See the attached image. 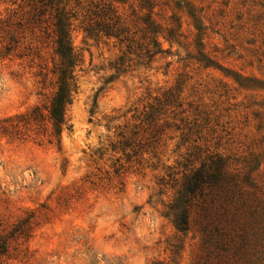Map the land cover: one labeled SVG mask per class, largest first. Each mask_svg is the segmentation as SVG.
<instances>
[{
	"label": "rangeland",
	"instance_id": "374dc122",
	"mask_svg": "<svg viewBox=\"0 0 264 264\" xmlns=\"http://www.w3.org/2000/svg\"><path fill=\"white\" fill-rule=\"evenodd\" d=\"M193 1L213 3L211 12L225 5L232 11L237 7L242 20L248 21L250 0ZM252 8L251 13H264L261 5ZM251 26H246L251 32L245 33L240 47H220L226 73L185 68L176 56L163 54L150 68L110 83H106L113 73L109 64L117 50L92 40L86 45L82 34L76 33L74 43L82 60L76 67L78 92L68 110L71 128L62 132V148L33 136H0V246L3 242L8 246L0 260L4 264H212L195 215L190 230L180 232L170 213L175 191L168 167L177 168L186 152L179 145V132L166 131L156 154L147 147L135 154L133 146L123 145L120 133L131 137L149 106L185 72L190 79L181 95L183 109L200 104L212 116L222 113L226 130L219 128L221 141L212 144L227 156H249L254 140L264 135L254 117L264 110V21L254 35ZM214 35L216 41L221 39ZM253 49L259 52L248 51ZM36 73L29 58L0 56V120L42 103ZM138 130L133 139L145 142L148 135Z\"/></svg>",
	"mask_w": 264,
	"mask_h": 264
},
{
	"label": "trees",
	"instance_id": "16d2710c",
	"mask_svg": "<svg viewBox=\"0 0 264 264\" xmlns=\"http://www.w3.org/2000/svg\"><path fill=\"white\" fill-rule=\"evenodd\" d=\"M248 5L244 22L237 7L232 11L225 5L211 12L213 3L193 0H0V56L29 58L36 64L38 94L44 98L29 112L1 119L0 136H33L62 148V132L71 128L68 110L78 92L76 67L82 60L76 33L86 45L92 40L117 50L106 83L150 68L163 54L176 56L185 68L226 73L220 47H240L245 33L251 32L246 26L252 23L254 35L264 21V13H251L252 7H264V0ZM215 33L221 39L216 41ZM188 79V73L178 75L175 85L139 119L131 137L120 133L123 145L133 146L135 154L145 147L156 154L166 131L179 132V145L186 152L177 168L168 167L167 175L175 191L169 208L178 231L190 230L194 214L212 264H264V135L254 140L247 157L219 152L212 141H221L219 128L226 130L223 115L212 116L200 104L183 109L181 95ZM254 117L258 132H264V110ZM138 128L148 135L145 142L133 139ZM0 249L1 259L6 242Z\"/></svg>",
	"mask_w": 264,
	"mask_h": 264
}]
</instances>
